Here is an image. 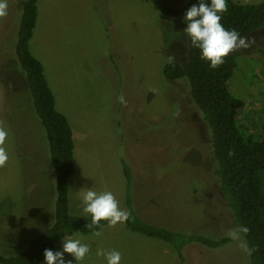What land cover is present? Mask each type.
<instances>
[{
    "label": "rangeland",
    "instance_id": "rangeland-1",
    "mask_svg": "<svg viewBox=\"0 0 264 264\" xmlns=\"http://www.w3.org/2000/svg\"><path fill=\"white\" fill-rule=\"evenodd\" d=\"M234 1L257 4L262 0ZM7 3L8 14L0 18V127L8 132L4 147L9 154L0 167V253L4 256L22 251L52 223L53 212L44 131L29 110L23 75L5 68L1 59L15 41L9 38L21 11L20 0ZM184 3L38 0L29 49L43 66L56 110L72 129L81 181L70 179L73 215H86L75 199L85 188L111 192L125 211V179L116 176L121 171L119 159L124 158L133 207L146 222L213 239L231 238L237 230L233 212L217 180L208 174L213 163L204 149L210 146L207 124L189 98L185 82L174 88L170 83L168 88L162 75L165 60L186 65V41H177L182 39ZM244 38L250 46L233 50L236 67L228 89L247 103L246 114L253 121H264V27ZM165 45L168 49L163 50ZM237 121L250 126L243 115ZM125 230L103 231L95 240L82 237L90 252L77 264H106L100 251L120 252V264H241L236 244L222 250L190 244L183 248L180 262L164 242ZM61 249L58 241L55 251ZM65 257L71 259L70 254Z\"/></svg>",
    "mask_w": 264,
    "mask_h": 264
},
{
    "label": "trees",
    "instance_id": "trees-1",
    "mask_svg": "<svg viewBox=\"0 0 264 264\" xmlns=\"http://www.w3.org/2000/svg\"><path fill=\"white\" fill-rule=\"evenodd\" d=\"M37 1L20 0L19 20L9 38L11 42L15 41L10 45L7 56L4 54L1 59L5 68L23 75L28 88L29 110L33 120L39 122L44 131L51 170L52 223L30 239L19 253L5 256L0 253V264H41L44 250H54L57 241L75 232L94 234L108 224L101 221L93 225L89 214L70 213V179L74 174L73 133L66 117L55 108V98L42 64L29 49L38 17ZM195 3L196 0H185L184 14ZM221 23L228 30H236L243 38L249 36L264 27V0L257 4L227 0V11L222 13ZM185 27L184 24L183 29ZM181 37L177 41H186V65L181 61L165 60L162 66L164 81L168 88L171 84L174 88L176 84L185 82L189 98L207 124L210 146L208 150L204 149L212 157L213 163V166L209 165L208 174L217 180L224 200L233 212L237 230L247 231L241 233L239 241L229 237L213 239L198 233L171 231L146 222L133 207L130 171L124 158H120L125 179L123 206L128 213V219L123 224L130 232L169 245L180 262L184 259L183 248L190 244L212 250L231 248L236 244L241 264H264V121H253L246 114L247 103L233 96L228 89V82L236 67L235 53L230 52L223 64L212 68L201 59L199 50L190 44L187 35L182 32ZM168 46H162V49L166 50ZM242 115L245 122L250 123L249 127L238 125L237 118ZM241 242L246 243L251 254L240 247Z\"/></svg>",
    "mask_w": 264,
    "mask_h": 264
},
{
    "label": "clouds",
    "instance_id": "clouds-1",
    "mask_svg": "<svg viewBox=\"0 0 264 264\" xmlns=\"http://www.w3.org/2000/svg\"><path fill=\"white\" fill-rule=\"evenodd\" d=\"M227 11V0H196L185 12L183 23L186 27L183 33L189 38L190 44L197 48L201 59L215 68L224 63V58L233 50L247 48L250 42L240 36L236 30H228L221 23L222 13ZM7 0H0V18L7 16ZM171 59V58H170ZM8 132L0 127V167L6 165L9 154L4 147ZM83 212L89 214L93 225L107 221L109 225L123 223L128 219V213L122 210L118 201L111 192L98 193L91 188H85L82 196ZM247 229H238L231 232V238L239 241L241 233ZM99 235V233H97ZM240 247L251 254L246 243ZM90 252L88 244L80 238L71 237L62 240V249L53 251L45 249L43 252L44 264H73L83 261ZM70 254L71 259H66ZM103 255L106 264H120L121 254L118 251L98 252Z\"/></svg>",
    "mask_w": 264,
    "mask_h": 264
},
{
    "label": "crops",
    "instance_id": "crops-1",
    "mask_svg": "<svg viewBox=\"0 0 264 264\" xmlns=\"http://www.w3.org/2000/svg\"><path fill=\"white\" fill-rule=\"evenodd\" d=\"M38 18V17H37ZM37 23V22H36ZM80 164H77L76 165V161H75V159H74V174H73V177H76V180H77V183L78 184H80L81 183V181H80V179H79V175H78V173H77V167L79 166ZM93 165L91 164V163H89L88 164V166H87V168L88 167H92ZM120 176V177H123L124 178V176H123V173H122V168H121V171H119L118 170V174L116 173V176ZM116 183V185H117V187L119 188V191H120V193H121V190H123L122 189V186H121V181L120 180H118L117 182H115ZM79 188V191H80V186L78 187ZM97 192V191H96ZM123 192V191H122ZM82 194H81V196H79V197H77V198H75L76 199V201H77V203H76V206H80L81 208H82ZM116 200H118L117 199V197H116ZM120 201L121 200H119V206H120ZM69 209H70V213H71V208H70V199H69ZM71 214H73V213H71ZM76 214H79V213H76ZM81 215V214H80ZM125 225L123 224V223H117L116 225H109V224H107L106 226H104L100 231H98L97 233H100V232H103V231H106V232H115V233H122L123 232V229H124V231H126L125 230ZM130 232V231H129ZM97 233H94V234H90V235H82V234H80L79 232H75L74 234H72L71 236H69V237H66V238H64V239H68V238H71V237H76V238H80L81 240H83L82 239V237H92V239L93 240H95L96 238H98L99 236L97 235ZM63 239H61V240H59V241H62ZM58 242V241H57ZM57 242L55 243V245H54V250L53 251H55V249H56V245H57Z\"/></svg>",
    "mask_w": 264,
    "mask_h": 264
}]
</instances>
